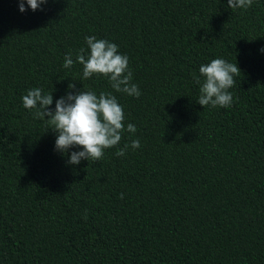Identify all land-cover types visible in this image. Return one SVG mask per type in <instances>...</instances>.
I'll use <instances>...</instances> for the list:
<instances>
[{"label":"trees","instance_id":"trees-1","mask_svg":"<svg viewBox=\"0 0 264 264\" xmlns=\"http://www.w3.org/2000/svg\"><path fill=\"white\" fill-rule=\"evenodd\" d=\"M25 6L0 0V264H264V0ZM87 36L129 57L139 98L63 66ZM217 58L241 69L230 108L197 103L199 68ZM72 82L117 97L137 129L124 156L69 165L23 107L40 88L54 109Z\"/></svg>","mask_w":264,"mask_h":264},{"label":"clouds","instance_id":"clouds-1","mask_svg":"<svg viewBox=\"0 0 264 264\" xmlns=\"http://www.w3.org/2000/svg\"><path fill=\"white\" fill-rule=\"evenodd\" d=\"M25 3L35 12L43 10L42 6L48 0H19L21 13L27 11ZM252 4L253 0H227L228 8L233 10L248 9ZM85 40L90 50L88 54L81 48L74 60L69 53L64 58L63 66L71 68L74 63H79L83 66L84 79L102 76L110 82L115 92L139 98L142 93L138 85L132 83L129 57L119 53L118 45L95 36H87ZM260 51L264 52V48ZM199 73L203 80L196 81L200 85L197 103L204 108L232 107L233 96L229 90L235 86V77L241 73L238 64L217 58L201 65ZM68 89L66 95L55 101L54 109L51 107L53 94H43L40 88L30 89L22 97L23 107L34 110L37 118H46L49 129L57 134L55 150L69 156V165H79L83 160L101 161L105 151L112 148L118 149L115 153L117 156H124L129 145L119 147L122 135L125 131L134 134L137 129L130 123L125 128V113L117 97L110 92L97 95L93 91L76 90L75 82L69 83ZM140 146L138 139L130 145L134 150ZM84 218L87 220L86 215Z\"/></svg>","mask_w":264,"mask_h":264}]
</instances>
